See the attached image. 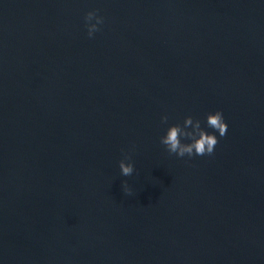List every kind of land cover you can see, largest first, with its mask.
Wrapping results in <instances>:
<instances>
[{
	"label": "water",
	"instance_id": "1",
	"mask_svg": "<svg viewBox=\"0 0 264 264\" xmlns=\"http://www.w3.org/2000/svg\"><path fill=\"white\" fill-rule=\"evenodd\" d=\"M0 264H264V0H0Z\"/></svg>",
	"mask_w": 264,
	"mask_h": 264
},
{
	"label": "clouds",
	"instance_id": "2",
	"mask_svg": "<svg viewBox=\"0 0 264 264\" xmlns=\"http://www.w3.org/2000/svg\"><path fill=\"white\" fill-rule=\"evenodd\" d=\"M94 21V22H93ZM86 27L89 38H94L95 34L100 31V26L104 23V17L98 15V10L89 11L85 16ZM168 116L162 117V123H167ZM208 128L214 130L209 133L201 126V121L188 116L183 125H173L167 129L166 135L161 137L163 144L170 154H176L183 158L185 156L192 157L194 155L204 156L211 155L219 140L215 132L223 137L227 134L228 125L225 122L222 111H217L214 114L209 113L206 117ZM182 138L191 142L184 143ZM130 156H125L119 162L121 174L125 177L131 176L135 170L134 164L130 161ZM125 191L131 193V189L127 187V182L124 183Z\"/></svg>",
	"mask_w": 264,
	"mask_h": 264
}]
</instances>
